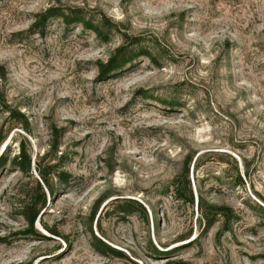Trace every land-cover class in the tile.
Listing matches in <instances>:
<instances>
[{
	"label": "rangeland",
	"instance_id": "obj_1",
	"mask_svg": "<svg viewBox=\"0 0 264 264\" xmlns=\"http://www.w3.org/2000/svg\"><path fill=\"white\" fill-rule=\"evenodd\" d=\"M20 149L68 173L40 236ZM1 152L0 264H264V0H0Z\"/></svg>",
	"mask_w": 264,
	"mask_h": 264
},
{
	"label": "trees",
	"instance_id": "obj_2",
	"mask_svg": "<svg viewBox=\"0 0 264 264\" xmlns=\"http://www.w3.org/2000/svg\"><path fill=\"white\" fill-rule=\"evenodd\" d=\"M77 11L59 8V7H49L41 14V20L47 18L52 15H56L61 18V20L65 23H69L72 21L83 22L82 17H77L75 14ZM83 24H87L83 22ZM93 30L98 34L97 27H92ZM137 39L133 41H129L128 43L122 42L117 45L111 54L107 57V59L103 62L98 63V74L107 75L108 73L117 70L130 62L135 54L137 49ZM54 150V149H53ZM11 162L19 169L22 173L31 176L30 168L33 167L36 172V178L32 177L33 188L31 191L26 193L25 199L22 201L20 206V213L25 219L26 229L25 231L34 234L36 236H40L37 231L33 228V223L39 214V211L44 207L46 201V193L50 194L52 189V180L57 182H66L68 173L62 169H58L56 171H49L52 168V164H44L41 165L39 160L30 162V158L28 153L24 151V149H20L16 155L12 156ZM5 163L4 156H2V152L0 153V167ZM34 163V164H33ZM187 168L182 172V176L185 178L186 183V191H184L175 181H172L171 186L173 188V192L175 196H187L188 201L192 203V194L191 190L188 187V179H186ZM240 180V179H239ZM198 204V202H197ZM231 209L227 206H210L209 209H203V216L206 221L209 223L216 215L219 217L223 223V225L227 224L230 215ZM100 242L99 240H97ZM101 243V242H100ZM103 246L109 248L104 243H101Z\"/></svg>",
	"mask_w": 264,
	"mask_h": 264
}]
</instances>
